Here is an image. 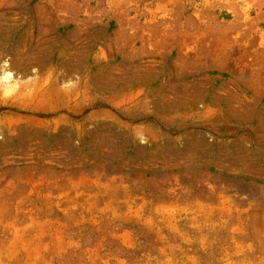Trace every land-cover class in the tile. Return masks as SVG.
<instances>
[{
    "label": "rangeland",
    "instance_id": "rangeland-1",
    "mask_svg": "<svg viewBox=\"0 0 264 264\" xmlns=\"http://www.w3.org/2000/svg\"><path fill=\"white\" fill-rule=\"evenodd\" d=\"M0 264H264V0H0Z\"/></svg>",
    "mask_w": 264,
    "mask_h": 264
}]
</instances>
